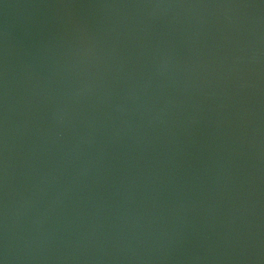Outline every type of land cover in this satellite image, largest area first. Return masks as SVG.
<instances>
[{"label": "water", "instance_id": "95a60500", "mask_svg": "<svg viewBox=\"0 0 264 264\" xmlns=\"http://www.w3.org/2000/svg\"><path fill=\"white\" fill-rule=\"evenodd\" d=\"M0 264H264V0H0Z\"/></svg>", "mask_w": 264, "mask_h": 264}]
</instances>
